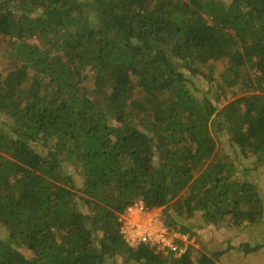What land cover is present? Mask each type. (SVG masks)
Instances as JSON below:
<instances>
[{
  "label": "trees",
  "instance_id": "1",
  "mask_svg": "<svg viewBox=\"0 0 264 264\" xmlns=\"http://www.w3.org/2000/svg\"><path fill=\"white\" fill-rule=\"evenodd\" d=\"M0 65V264L225 253L130 247L138 202L190 239L264 221V0H0Z\"/></svg>",
  "mask_w": 264,
  "mask_h": 264
},
{
  "label": "rangeland",
  "instance_id": "2",
  "mask_svg": "<svg viewBox=\"0 0 264 264\" xmlns=\"http://www.w3.org/2000/svg\"><path fill=\"white\" fill-rule=\"evenodd\" d=\"M218 71L224 67V63L217 64ZM4 68L0 65V70ZM92 78L86 82V86L92 88ZM232 151V148H228ZM237 159L244 167L251 168V175L256 176V184L259 188L260 194L264 199V167L254 169L252 159L244 158L241 154L237 155ZM162 210H154L153 216L161 221ZM192 224V225H191ZM194 232V237L191 241L195 249L201 251L206 250L209 253L226 250L225 253L219 257L216 264H264V221L256 225L244 224L239 228H215L213 226H204L201 221L190 220L187 224ZM0 238H6L5 232L0 230ZM240 243H247L253 250L245 253L237 248ZM105 264H138L135 262H127L123 258L115 260H108Z\"/></svg>",
  "mask_w": 264,
  "mask_h": 264
},
{
  "label": "built area",
  "instance_id": "3",
  "mask_svg": "<svg viewBox=\"0 0 264 264\" xmlns=\"http://www.w3.org/2000/svg\"><path fill=\"white\" fill-rule=\"evenodd\" d=\"M142 202L128 207L120 216L121 234L132 248L149 245L163 255L180 256L192 245L188 236L164 227L160 220Z\"/></svg>",
  "mask_w": 264,
  "mask_h": 264
}]
</instances>
